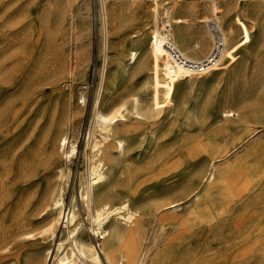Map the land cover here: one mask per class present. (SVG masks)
Masks as SVG:
<instances>
[{"label": "rangeland", "instance_id": "1", "mask_svg": "<svg viewBox=\"0 0 264 264\" xmlns=\"http://www.w3.org/2000/svg\"><path fill=\"white\" fill-rule=\"evenodd\" d=\"M102 1L0 0V173L9 165L12 181H17L20 161L43 143L58 157L62 152L55 139L64 128L70 130L77 150L72 161L64 158L69 174L65 203L67 208L76 203L81 224L93 235L81 180L87 172L85 151L94 108L98 99L109 108L128 100L131 107L130 99L138 98L140 115L128 113L115 134L126 139L119 165L138 170L140 177L124 188L117 166L102 189H111L115 202L130 199L141 212L129 229L148 234V264H232L241 258L237 264H264V0H215L225 34L232 26L236 31L229 57L214 72L171 82L168 94L161 63L148 50L151 0L135 1L140 8L135 15L118 11L130 1H105L111 18L106 37L100 28ZM160 2L172 6L171 16L188 19L173 25L182 51L207 55L210 45L202 51L203 45L195 49L193 44L202 37L209 43L207 25L199 18H212L211 1ZM132 51L138 56L135 64L128 62ZM228 109L238 116L225 118ZM114 150L104 147L105 154L117 156ZM217 155L222 159L215 177L207 181ZM46 182L42 175L43 187ZM187 183L197 187L198 198L177 195ZM175 199H181L178 207L156 212V205ZM19 200L0 211L2 237ZM64 222L50 241L54 253L48 264H53L60 242L70 246ZM92 240L99 248L98 238ZM13 246L0 242V264H13L21 248Z\"/></svg>", "mask_w": 264, "mask_h": 264}, {"label": "bare ground", "instance_id": "2", "mask_svg": "<svg viewBox=\"0 0 264 264\" xmlns=\"http://www.w3.org/2000/svg\"><path fill=\"white\" fill-rule=\"evenodd\" d=\"M105 1L107 0H104V2L102 1L100 28L103 30L105 34L104 36L106 37L110 17L108 13L109 11H107L108 9L105 6ZM126 1H130L132 4H129L128 6H124L125 4H123L122 7H118L119 13L121 15H135L140 8H137L134 2L141 0ZM160 1L161 0H151L150 12L153 20V29L149 35L148 50L150 56L161 63L160 76L166 82L165 90L168 94L171 82H176L178 79H192L199 75L192 74L183 67L176 65L166 48L163 46V40L168 36L166 31L169 28L167 27L186 24L188 19L171 16L172 6H163ZM209 1H211L209 7L211 8L212 17L214 16L215 19H219V6L217 2L215 0ZM211 19L212 18L207 17V15H204L203 18H199L200 22L206 23V25ZM235 34L236 31L233 26L226 30L225 36L228 47L224 60L228 59L232 50L231 43L233 37H236ZM174 40L180 46V43L176 41L175 36ZM201 45H203L205 49H208L210 41L208 43L206 38L202 37L201 40L193 44V47L197 49L201 47ZM189 56L191 59L196 58L194 54ZM137 59V52L132 51L128 57V62L129 64H135ZM128 101L106 108L102 105L101 100L98 99L94 108L92 125L89 131L85 151V156L87 158V172L85 178L81 180V199L84 205L85 214L90 221L93 235L88 234L84 225L81 224L82 220L80 219V214L75 208L76 203L70 205L69 208H67L65 203V184L69 174L66 170L67 163L64 158L72 161L77 150L73 134L72 138L71 135H69L70 132L68 133L70 130L64 128L60 135L57 134L58 137L55 139L57 150L60 152L61 148L62 152L58 157H56V154L58 153L48 152L46 143H43L39 151H36L32 155L31 153L30 155L28 154L30 157L24 156L18 164L19 172L17 181H12L11 166H4V172L0 173V211L8 207L13 199L20 198V202H16L18 204H16L17 207L12 215L9 228L5 231L3 237L0 235L3 238L0 242L4 247H7L12 243L14 244L12 250L21 247L14 256L13 264H48V259H51L54 253L50 241L56 235L58 224L61 222V219H65L64 223L65 228L67 229V240H70L71 242L68 248L63 242L58 244L53 264H105L104 260L107 264H148L149 251L145 249L148 234L142 232L138 227L134 228V230L129 229L133 225L135 226L137 221H139L141 212L138 208L132 206L130 199L121 198L118 202H115L111 189H102L103 182L107 180L108 174L115 171L114 167L118 166L116 169L117 172L124 175L123 178L118 177V182L122 183L121 185L127 189L132 185L133 180L136 179L139 174V172H137L138 170L132 172L130 168L124 165H119L122 163V157L126 152V139L118 138L116 136L115 127L121 120H124L128 113L140 115L139 99H130L131 107L128 106ZM148 111L151 113L152 109L149 108ZM235 115L238 116L235 111L228 109L224 111L223 116L229 119ZM129 118L130 116L128 119ZM136 118L138 117L136 116ZM75 127H78V125ZM96 133H99V136ZM113 141L116 142L114 143ZM107 144L115 149L114 151H117V156L112 152L109 154L104 153V147H106ZM30 151L32 152V150ZM5 155L7 156L6 152ZM21 156L19 158H22ZM221 159L222 156L219 155L213 157L209 173L206 176L207 181H210L215 177L217 169L216 163L221 161ZM155 161L157 162V160ZM107 164H110L111 169H105ZM179 165V162L175 163L174 168L179 167ZM1 168L2 166H0V169ZM42 175L47 178L44 187L41 183ZM18 181H21L19 185H17V187L14 186ZM196 188L197 187L188 185L186 188L178 191L177 195L188 199H191L194 196L198 198L199 195L195 192ZM15 190H17V193ZM180 200L181 199L163 201L156 205L155 210L159 214H162L166 210L178 207ZM116 216L118 217L116 218ZM112 219H116L115 222L112 221ZM122 220L123 223H121ZM162 233L163 232H161V234ZM92 236L98 238L99 248L94 244ZM150 249L152 248L150 247ZM185 251L188 252V249ZM22 257H24V261H22ZM176 257L178 256L176 255ZM239 261H243V258L237 260L234 259L232 264H237ZM190 263L188 262V264Z\"/></svg>", "mask_w": 264, "mask_h": 264}, {"label": "built area", "instance_id": "3", "mask_svg": "<svg viewBox=\"0 0 264 264\" xmlns=\"http://www.w3.org/2000/svg\"><path fill=\"white\" fill-rule=\"evenodd\" d=\"M214 16L207 23V30L211 40L210 51L200 59H191L182 51L174 40L173 26H168L166 33L168 36L163 40V46L168 51L171 59L176 65L183 67L188 72L195 75H205L216 71L221 67L227 50L226 36L223 27Z\"/></svg>", "mask_w": 264, "mask_h": 264}, {"label": "crops", "instance_id": "4", "mask_svg": "<svg viewBox=\"0 0 264 264\" xmlns=\"http://www.w3.org/2000/svg\"><path fill=\"white\" fill-rule=\"evenodd\" d=\"M205 24H206V23H205ZM208 37H209V41H210V47H211V40H210V36H208ZM183 46H187V45L183 44ZM204 50H205V48H204V49H202V51H204ZM192 51H193L192 49H191V50H188V51H187V54H188V53H191V54H194V55L196 56V58H197V57H200V58H202V57H201V51H198V52H195V53H193ZM209 51H210V50H209ZM185 53H186V52H185ZM207 54H208V53H207ZM188 57H190V56L188 55Z\"/></svg>", "mask_w": 264, "mask_h": 264}]
</instances>
